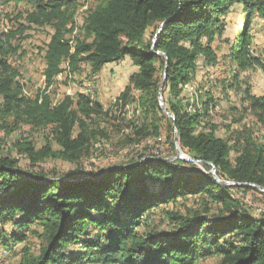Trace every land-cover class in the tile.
I'll use <instances>...</instances> for the list:
<instances>
[{
  "label": "trees",
  "instance_id": "16d2710c",
  "mask_svg": "<svg viewBox=\"0 0 264 264\" xmlns=\"http://www.w3.org/2000/svg\"><path fill=\"white\" fill-rule=\"evenodd\" d=\"M9 1L30 9L17 13L15 26L0 31V129L8 133L28 125L49 131L51 141L45 137L39 149L27 141L20 144L33 163L54 157L80 166L96 141L108 138L97 123L106 114L98 101L79 93L54 103L46 91L64 63L70 74L87 63L95 75L105 64L128 57L138 70L117 101L125 106L131 91L138 90L141 108L161 114L155 64L163 77L167 59L162 89L169 94L165 104L174 117L170 125L181 151L203 161L199 164L206 170L211 168L206 162L212 163L219 178L264 187V141L258 142L246 127L231 144L217 136L209 119L208 110L215 107L210 93L193 99L184 91L199 58L206 66L215 65L211 43L221 35L223 17L236 4L246 20L229 55L239 71L258 67L264 73V59L253 53L248 34L254 16L264 21V0H100L79 25L78 0ZM33 26L49 27L51 33L43 55L45 87L31 98L24 94L20 73L8 57L21 48L12 40L27 37L25 32ZM151 27L152 39L145 41ZM247 97L249 109L264 122V95ZM158 130L151 125L152 134L158 135ZM133 131L139 137L150 135L146 126ZM170 144L174 148L173 140ZM231 151L236 154L234 163L229 160ZM177 162L143 160L90 172L89 177L73 170L46 179L31 172H24L26 176L17 160L0 156V226L15 227L13 243L3 238L0 242L11 248L36 223L40 231L31 232L43 241L39 254L33 256L24 247L19 264H199V259L213 254L220 256L219 264H264V215L252 217L230 194L232 187L216 182L195 164ZM189 196L206 197L203 211L209 215L215 205L217 213L207 218L194 212L193 217L165 209ZM157 208L164 212L170 231L149 226L147 220Z\"/></svg>",
  "mask_w": 264,
  "mask_h": 264
},
{
  "label": "rangeland",
  "instance_id": "374dc122",
  "mask_svg": "<svg viewBox=\"0 0 264 264\" xmlns=\"http://www.w3.org/2000/svg\"><path fill=\"white\" fill-rule=\"evenodd\" d=\"M99 2L100 0H78L79 7L75 15L76 25H79L86 12L93 9ZM29 9L30 6L23 2L16 4L13 1L0 0V31L6 32L12 25L15 26L14 17L17 13L26 12ZM245 20L242 18L240 5L236 4L230 8L223 17L224 29L221 35L216 36L211 43L213 53L216 56L215 65L206 66L203 58H199L195 76L187 89L184 90L187 96L193 99L198 94L210 93L213 103H215V107H210L208 110L210 123L215 126V134L228 140L230 144L238 131L245 127L249 129L251 133L249 134L258 142L264 141V122L258 121L249 109L247 97V94L250 96L264 95V73L258 67L239 71L235 61L229 55L230 46L242 30ZM153 31L152 27L147 30L145 41L152 39ZM50 33L49 27L33 26L25 32L27 37L12 40L14 44H20L21 48L16 53L10 54L8 59L20 73L24 94L31 98L45 87L42 74L43 55ZM248 34L253 53L264 59V21L254 16L249 25ZM69 36L73 38L74 33ZM155 65L157 68L156 75L159 79L158 87H160L162 76L158 64ZM63 69L54 83L46 90L52 101L56 103L65 95L72 97L79 93L89 95L91 99L101 104L106 113L97 118V123L100 128L106 129L108 138L96 141L90 150V154L81 160L80 166L54 157H47L33 163L28 155L20 150V144L22 141H27L32 147L39 149L45 143V137L51 141L50 136H47L49 131L36 130L28 125H20L8 133L0 129V156L17 160V166L23 173L31 172L45 176L46 179H54L69 171L78 170L80 174L89 177L88 173L90 172L103 173L112 168H123L143 160H163L170 163H178L179 160L183 162L181 163L183 166L195 164L203 172L211 174L214 179L212 168L206 170L199 163L178 158L174 144V132L170 125L172 118L162 110L163 113L154 114L141 108L138 90L131 91L130 102L125 106H123L122 101H117L120 93L124 91L126 86L130 85L131 76L138 70L128 57L105 64L95 75L90 74L87 63H81L80 69L73 74L68 72L66 63L63 64ZM168 97V91L163 92L162 89V100L166 109L165 100ZM152 124L158 126L159 134L156 136L150 131ZM135 126L136 129L146 126L150 135L136 136L133 131ZM172 140L174 148L170 144ZM52 147L54 150L58 149L54 142H52ZM182 152L184 154L185 151ZM185 154L187 155L186 152ZM235 155L234 151L230 152L229 160L231 163H234ZM215 175L217 176L216 171ZM26 176L28 175L26 174ZM219 179L231 181L225 178ZM224 185L232 187L230 194L240 201L242 207L252 217L257 218L264 215V192L252 186L250 190L246 191L234 188L249 185ZM205 203H208V200L204 196H189L185 201L180 200L178 203L166 204L165 209L187 212L191 216L194 215L193 217L196 216L194 212H201L202 216L211 218L217 213V208L214 205L207 215L203 211ZM147 222L149 226L154 225L164 231H170L171 228L166 221L164 212L159 208L153 211ZM2 229L3 231H1ZM2 229L0 226V238L9 239L12 244L13 239L10 236L15 231V227L6 223ZM34 229L37 232L40 231L36 223L31 225L30 229L27 230L25 239L14 243L11 248L9 245L4 246L0 242V264H19L21 251L24 247L33 256L39 254L43 241L36 233L31 232ZM219 261L220 256L213 254L199 259L197 263L219 264Z\"/></svg>",
  "mask_w": 264,
  "mask_h": 264
},
{
  "label": "water",
  "instance_id": "95a60500",
  "mask_svg": "<svg viewBox=\"0 0 264 264\" xmlns=\"http://www.w3.org/2000/svg\"><path fill=\"white\" fill-rule=\"evenodd\" d=\"M164 23H162L160 25V28L163 26ZM159 32V29L157 30L156 33ZM154 42V41H153ZM156 54H160V55H164L163 53H160V52H155ZM167 65H168V62H167V59H166V62H165V68H164V72H163V77H162V82L160 84V87H159V90H158V101H159V107L161 108V110L168 116H170L172 119L174 118L173 115L166 109V107L164 106V102L162 100V88H163V85L165 83V79H166V73H167ZM174 144H175V147H176V150H177V154H178V158L182 159V160H186V161H191V162H194V163H203V161L201 160H196L190 156H187V157H183L182 154L183 152L179 149L178 147V144H177V136L176 134L174 135ZM207 164H209L212 168V172L214 174V180L220 184H227V185H249V186H253V187H257L261 192H264V187L262 186H259V185H255V184H250V183H237V182H231V181H227V180H222V179H219L216 175H215V167L213 166L212 163H209V162H206Z\"/></svg>",
  "mask_w": 264,
  "mask_h": 264
},
{
  "label": "bare ground",
  "instance_id": "6f19581e",
  "mask_svg": "<svg viewBox=\"0 0 264 264\" xmlns=\"http://www.w3.org/2000/svg\"><path fill=\"white\" fill-rule=\"evenodd\" d=\"M183 157H187V155L184 153V154H183Z\"/></svg>",
  "mask_w": 264,
  "mask_h": 264
}]
</instances>
